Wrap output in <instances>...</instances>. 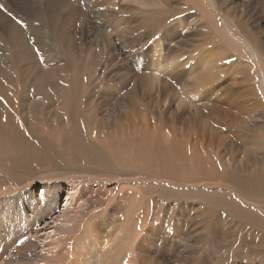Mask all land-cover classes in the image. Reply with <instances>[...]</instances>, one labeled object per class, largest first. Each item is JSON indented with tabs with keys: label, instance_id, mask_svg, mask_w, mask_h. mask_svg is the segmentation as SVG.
Instances as JSON below:
<instances>
[{
	"label": "rangeland",
	"instance_id": "obj_1",
	"mask_svg": "<svg viewBox=\"0 0 264 264\" xmlns=\"http://www.w3.org/2000/svg\"><path fill=\"white\" fill-rule=\"evenodd\" d=\"M233 36L264 58V0H0V81L8 97L0 98V126L33 112L46 118L39 134L0 138V264L18 262L19 223L29 224L21 214L42 204L40 190L64 192L70 184L74 208L56 230L57 254L41 255L50 257H40L46 264H264V176L259 184L251 178L262 168L252 161L263 155L264 106L254 81H241L252 65ZM35 60L59 74L55 87L16 84ZM67 81L72 93L63 100L55 89L62 93ZM230 83L239 100L220 96L216 104L212 90L228 93ZM254 103L259 111L247 115ZM153 134L165 144L176 138L189 153L187 171L203 157L208 173L213 152L232 151L233 166L250 167L235 178L247 175L249 184L203 174L187 184L184 173L113 163V142L127 141L126 154L131 140ZM11 203L19 208L12 227ZM256 217L262 228L252 226Z\"/></svg>",
	"mask_w": 264,
	"mask_h": 264
},
{
	"label": "bare ground",
	"instance_id": "obj_2",
	"mask_svg": "<svg viewBox=\"0 0 264 264\" xmlns=\"http://www.w3.org/2000/svg\"><path fill=\"white\" fill-rule=\"evenodd\" d=\"M233 39L236 42V43L235 42L234 43L235 44H239V47L241 48V50L242 51L243 50L245 51L246 56L249 57L250 62H251V65H252V69L249 68L248 71L246 72L247 74L246 73L242 74L241 81L242 82L245 81L246 82V85H247V83L251 84L252 82L250 83V81H254L253 83H255L256 91L259 92V95L261 96V99L260 100L262 101V105L264 106V58L261 56V53H259V51H257V48L253 44H251L250 42H247L245 39L242 40V39L238 38L237 36H233ZM234 47L235 48H238L237 46H234ZM242 51L240 53H242ZM33 63H34L33 65H35L36 68L33 69L32 71L30 70L31 71L30 72V75H27L28 73L26 72L25 69L22 68L23 66L21 67V74L23 75V80L20 79L19 77H18V79L15 78L14 80L17 79L16 80V84H22V85L23 84H26V85H29L31 87H37V90H39V89L41 90V88H42L41 85L44 82H47L48 83L47 86H49L50 88H52V86L55 87V85H56L55 83L57 82V79L59 78L56 75H59V74H55V72L53 70H51V69H48V67L41 68L43 66H40L39 63H37L36 60L33 61ZM30 67H32V66H30ZM56 69H57V67H56ZM26 75H27V77H26ZM7 78H8V76L5 75V79H7ZM206 82L207 81H205V83ZM208 82H210V81H208ZM68 83H69V81H67L66 88L63 89V92L62 93L59 92L62 89L59 85L57 87V88H59V91H57L55 89L56 94L59 93L61 95V98L63 100L64 99H67V94L68 93L69 94L72 93L69 90L70 87H68L69 86ZM230 84L227 86L228 87V90L226 89L227 91H229L228 93H225L224 94L221 91V89H219V90H212V94L216 96V98H215V103L216 104L219 103L220 96H223L224 98H227V99L229 97H236L239 100V90L237 89L238 87L237 86L236 87L234 86L233 89H231L232 86H233L232 85L233 83L231 85ZM243 84H245V83H243ZM243 86H245V85H243ZM6 87H7L6 83L4 84L2 81H0V98H5V97L8 98L7 96H5V94H7L6 93V91H7ZM19 88H20V86H19ZM44 91L45 90L43 88V92L42 93H44ZM253 96L255 98L257 96V94H253ZM246 100H247V98H246ZM249 100H251V99H249ZM253 100H255V99H253ZM256 100H257V98H256ZM9 101H11V100H9ZM29 104H31V102H29ZM259 104H255V106L251 110L252 112L247 110V112H250V113H247V115H251L252 113L253 114L254 113L257 114V112L259 110H257L256 108L259 106ZM246 105H247V103H246ZM243 107H244V104H243ZM36 108L39 109L40 107L39 106H36ZM60 109L61 110H65V107L61 106ZM3 111L0 112V114H2L5 117V112H3ZM16 119H18L19 121H16ZM45 119L46 118L41 115V111H39L37 113V115H34V112H33V114H32L31 117H28L27 116V118H23V119L20 118V117H17L15 119L12 118V119H10L9 126H6L5 128H1V126H0V138L5 136V137H7V138H9V139H11L13 141V139H15L16 137H20L21 139H25L23 134H25L26 136L29 135L30 133L31 134H39V133H41V129L42 128H45V127H43L44 126V123L43 122L45 121ZM16 122H18V123H16ZM240 122H241V120H240ZM48 124H47V127H49V128L52 129L51 125L49 126ZM92 129H93V131H91V132H93V134H95L94 127H92ZM124 132H126V131H124ZM49 133L51 134V132H49ZM110 134H112V133H110ZM115 134H117V133H115ZM138 134L149 135V133H147V131H145V132L140 131ZM124 135H126V134H124ZM109 136H112V135H109ZM116 136H114V137H116ZM127 137H128V135H127ZM107 138H108V135H107ZM35 139L36 140H34V142L32 144L33 145L40 144V139H37V138H35ZM115 139H117V138H115ZM164 139L173 141V142L170 143L171 146H170V144H165L164 142H162L161 139H159V137L155 136L154 134L151 137H148V139L146 137H144V136H142V137L139 136L137 139H133V140L130 141V143H129V146L130 147H128L127 149L125 148L126 151H127L126 154H124L125 151L123 150V148L126 146L127 141L122 142V143L113 142V144L111 146V153L115 155L113 157V163L117 167L118 166H127V168L130 167V169L132 168L133 171H134V169L136 170V168H139L138 170L145 169L147 171L149 169V171L151 172L153 167L154 168H158L156 171H154L155 169H153V171L156 174L157 173L158 174H162L163 176H164V174H163L164 171H165V173H168L169 175L171 174L173 176L174 175H178L179 176L180 173H184V174H182L183 177H181V178L179 177V178H180V180H183L185 182L186 181H189V182H187V184H189V183L191 184V182L193 183V181H195V179L196 180L200 179V176L202 174L205 177H207V178H212V180L214 179V181L216 180V178H219V177L223 178V177H225V179H229L232 182L241 181V182H244L245 183V181H246V184L247 185L249 184V181H247L248 180V178H247L248 176L247 175L246 176H241L239 179H236L235 178L236 172L238 173L239 170L244 171V170H246V169H248L250 167H248V166H240L241 165V162H238V165L233 166V162L237 158H236V154H233L232 151H228L226 153V152H222V151L219 152V150H217V151L215 150L216 152H213V155H212L213 156L212 163L210 162V165H209L210 172H208V173H205V172L202 173L204 166H202L203 164L201 163V161H202V159H204L203 157H201V158L196 157L198 159H196V161L194 160V163H192L194 165L193 166H189V167H191V170H189V168H188L189 171H187V169L184 168V167L187 166V165H185L186 163L188 164V161L185 163V161L188 158L186 159V157H184V156L185 155H188L189 153L187 154V151H186V154H185V153H182L181 150L179 151V149H181L182 146H179V142L178 141L175 142L176 141L175 140L176 139L175 137L170 136V137H165ZM1 141H2V139H0V142ZM20 142H22V141H20ZM30 142H31V140H30ZM80 142H81V144L84 147H88L87 140H85V141L80 140ZM0 144H2V143H0ZM228 147H230V146H228ZM222 149H224V148L222 147ZM227 150H228V148H226V151ZM107 151H109V150H107ZM128 151H130L129 153L131 155H133V157L130 154H127ZM183 152H184V149H183ZM192 152L193 153H191V154H194V151H192ZM105 153H108V152H105ZM100 154H102V153H100ZM196 154H197V152H196ZM224 156H226L225 160L223 158ZM208 157H209V155H208ZM191 159L193 160L192 156H191L190 160ZM194 159H195V157H194ZM207 163H209V162H207ZM207 163H206V165H207ZM252 163H254V165L257 164L258 166H262V168L258 169V172L257 171L254 172L253 171L252 176H251L252 183L253 184H259L260 182L263 181V180L261 181L260 178L264 176V150H263V155L261 157H257L255 160L252 161ZM189 164H191V162H189ZM204 164H205V162H204ZM232 167H233V169H231ZM204 170H205V168H204ZM150 172H148V173H150ZM129 173H130V171H129ZM140 173H142V172L140 171ZM151 175H153V174H151ZM168 178H169V176H168ZM218 180L219 179H217V181ZM199 181H197V182H199ZM76 188H77V186H75L73 184H70V185H68V191H64V192L62 191L63 189L61 190V188L59 186H56L54 188H52V186H45L43 189L40 190V193L45 191V193H44V195L42 197V204L37 205L35 203L34 204L35 205L34 206L35 209H32V213H30L29 215L28 214L26 215L25 213H22L21 214L22 217H25L27 219V221H29V224L27 225L24 222L23 223H19V225L21 226V229H20L21 232L18 233V236H16V238H20V239L24 240V245L22 244L24 250L15 256L16 258H18V262H15V264H46V262H44L40 257H42L43 259H45V261H47V259H49L50 257L45 258L44 256H41L42 254L43 255H48V256H55V254H57L56 252L58 250L57 249L58 246H57L56 243L57 242L59 243L60 237H59V239H58V237H56V235L58 233V232H56V230L59 229L60 227H63V221L64 222L66 221V218L65 217H69L68 216L69 214H66L65 215V213L67 211H69V209L74 208L73 199H71L70 194L73 193L74 190H76ZM63 193H65V199H64L65 202H64V204L62 206H60V203L63 201V200H61V198L63 197ZM32 196H33V194L31 193V197ZM37 201L36 202L39 203V200H37ZM60 207H61V209H60ZM5 210L8 212V214L12 215V216H10L11 221L9 222V224L12 227V226H14L16 224L15 217L18 218L17 217V211L19 210V208L15 207L14 204L11 203V204H7L6 205V209ZM0 215H1L0 216V234H1L0 235V245L2 244L4 246L6 244L5 235H4L5 229H2L1 227H3V226H1V225L5 224V221H4V219H5V211L3 210V212H1ZM256 220L257 221H254L253 222L255 225L253 223H251V224H253L252 226L253 227L254 226H257V227L261 226V228H262V225H263L262 221L258 217H256ZM42 222H44V224H42ZM50 223L52 225L48 226ZM46 226H48L47 229H45ZM2 230H3V233H1ZM39 232H41V233H39ZM37 233H39V234L36 235ZM38 236H42V238H39ZM97 236H99V235H97ZM100 236H102V235H100ZM94 237L97 238L96 237V234L94 235ZM104 237H105V235H104ZM101 239L103 240V238H101ZM95 240H97V239H95ZM95 240H94V242H95ZM37 241H40L39 243L42 244V246H41L42 248L37 247ZM51 243H55L56 244L55 245L56 247H54V245H52ZM101 244H102V242L99 243V245H101ZM58 248L60 249V247H58ZM1 251H2V254L3 253L5 254V246L3 247V249ZM40 251H42V252L40 253ZM135 252L136 251H134L133 256H135ZM3 255H1V253H0V256L1 257ZM131 255H132V253H131ZM133 256H132V258L129 257V258L132 259V261H133V259L135 260V258H136V257L134 258ZM47 264H49V263H47Z\"/></svg>",
	"mask_w": 264,
	"mask_h": 264
}]
</instances>
